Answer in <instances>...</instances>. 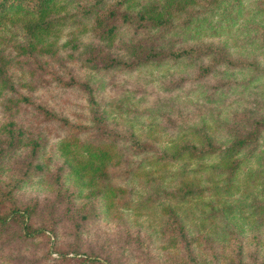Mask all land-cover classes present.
<instances>
[{
	"label": "rangeland",
	"instance_id": "rangeland-1",
	"mask_svg": "<svg viewBox=\"0 0 264 264\" xmlns=\"http://www.w3.org/2000/svg\"><path fill=\"white\" fill-rule=\"evenodd\" d=\"M54 1L0 27V264H264V0Z\"/></svg>",
	"mask_w": 264,
	"mask_h": 264
},
{
	"label": "trees",
	"instance_id": "trees-1",
	"mask_svg": "<svg viewBox=\"0 0 264 264\" xmlns=\"http://www.w3.org/2000/svg\"><path fill=\"white\" fill-rule=\"evenodd\" d=\"M100 1H94V5L99 3ZM168 1V2H167ZM172 0H166L165 2L169 3ZM119 3V2H118ZM119 5V4H118ZM167 7V4H164L159 11H154V14L150 16V20L155 25H163L166 23V19H164V11ZM55 8L54 0H0V27L1 25L10 19L14 14L22 13L24 15H28L30 18L23 25L25 30L29 34V38L33 40H42L43 36L51 35V18L50 13ZM103 12V11H102ZM108 12V14H107ZM151 14V12H150ZM113 16L114 11L110 9L105 13H98L92 22V25L98 29L104 30L106 35L112 33L114 27L107 26L106 21L108 16ZM139 19H145L144 16L139 15ZM168 21V20H167ZM189 50H181L177 53H174V56H179L182 54H187ZM111 62H114L111 61ZM244 141L240 139L239 143L242 144ZM196 150V148L194 149ZM93 155L98 161L102 160L104 155L103 150H94L89 152L88 155ZM79 172V170H76ZM24 229H28L26 225H24Z\"/></svg>",
	"mask_w": 264,
	"mask_h": 264
}]
</instances>
